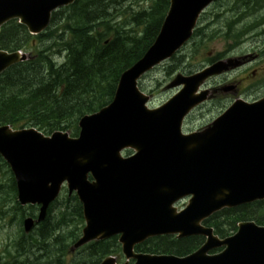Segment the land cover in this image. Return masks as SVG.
<instances>
[{"label":"water","instance_id":"water-1","mask_svg":"<svg viewBox=\"0 0 264 264\" xmlns=\"http://www.w3.org/2000/svg\"><path fill=\"white\" fill-rule=\"evenodd\" d=\"M75 1L0 0V30L19 19L31 34H40L53 11ZM214 1L170 0L154 45L122 74L113 101L80 120L78 138L0 127V155L14 173L19 201L41 204L39 221L64 182L70 193L77 192L86 226L72 252L119 236L124 255L135 264H264V227L241 223L234 236L221 240L201 225L223 208L264 199V99L236 102L201 133L181 132L184 117L206 99L205 94L196 95L201 84L239 62H219L190 77L178 75L169 88L184 89L158 110L147 108L149 98L138 88L143 75L192 37L200 14ZM26 59L0 50V75ZM126 149L136 154L124 159L121 152ZM187 196H192L190 205L178 213L174 205ZM33 224L32 219L25 221L26 232ZM162 235L207 240L184 258L135 253L136 245ZM222 247V253L209 255ZM115 262L109 257L101 264Z\"/></svg>","mask_w":264,"mask_h":264},{"label":"trees","instance_id":"trees-1","mask_svg":"<svg viewBox=\"0 0 264 264\" xmlns=\"http://www.w3.org/2000/svg\"><path fill=\"white\" fill-rule=\"evenodd\" d=\"M148 1L146 9L135 10L125 8L128 0H77L74 5L55 13L49 30L37 37L29 35L17 21L4 26L0 49L33 50L37 49V43L52 44L39 50L33 61L19 64L0 77V123L15 129L32 126L46 134L69 131L77 136L80 118L112 101L122 73L141 59L155 41L170 0ZM261 1L236 0L231 9L235 15L225 19V26L214 25L211 32L197 31L191 50H196L195 55L206 52L207 46L219 38L240 43L247 33V27L240 26L243 13L255 12ZM141 2L143 0H135L139 6ZM127 27H131L130 32ZM0 173H7L9 179V191L0 184V198H10V193L16 198L13 176L1 160ZM4 204L6 202L0 200V206ZM54 205L53 213L50 210L47 220L37 228L39 231L26 236L20 229L22 234L12 245L16 254L9 253L12 264H50L54 259V264H66L70 246L80 237L84 224L82 205L75 195L67 194ZM257 205L264 206L263 203ZM16 207L21 208L19 204ZM255 208L249 205L225 209L205 225L214 228L221 238L235 232L241 221L255 220L264 225V216L255 215ZM22 210L25 217V209ZM6 216L11 213L1 208L0 217ZM203 241L201 237L183 240L158 237L136 250L186 256ZM34 248V252L27 253V249ZM120 253L121 246L114 237L83 247L73 256L71 264H99L105 257Z\"/></svg>","mask_w":264,"mask_h":264},{"label":"rangeland","instance_id":"rangeland-1","mask_svg":"<svg viewBox=\"0 0 264 264\" xmlns=\"http://www.w3.org/2000/svg\"><path fill=\"white\" fill-rule=\"evenodd\" d=\"M232 0H220L216 2L214 5H212L201 17L199 21V27L202 26L204 28L205 26H208L210 24H213L217 21L216 17L222 15V18L217 23V25L225 26V19L229 16V10L232 8V5L228 7ZM127 6L125 8L128 9V7H133V9L137 10L139 7H145L147 8L149 5L148 0H143V2L140 3V6L135 3V0H128ZM264 6V5H263ZM133 11V10H131ZM261 14H264V7L260 10ZM260 13L256 14L255 16H258ZM66 17V15H63ZM257 19H246L244 22L240 24V26L247 25L251 26V28H256L254 31L248 33L244 36L243 41L240 43L239 46L234 47L228 42H225L223 39H217L216 41L210 43L207 46L206 52L204 53H197L195 55L194 48L191 50V47H185L178 55L175 56V62L173 61L174 58H172L169 61H166L159 67H157L154 71L146 75L140 82V87L143 91H145L147 94H149L152 98L151 106L156 107L161 104H163L165 101H167L170 97H172L176 90H166V86L174 80L179 74L181 75H187V70H200L202 69L207 63L208 60L215 58L218 54L223 55L224 58L227 57H233V56H242V55H256L259 54L260 51L263 52V43H264V25L259 26V24L262 23V21H256ZM264 21V20H263ZM123 23V22H122ZM131 27H127V31L130 32ZM54 42V41H53ZM51 42L47 43L46 45L51 46ZM40 48L47 47L46 45H43L38 43ZM190 52V53H189ZM56 56V55H55ZM180 59V60H179ZM174 70V71H173ZM258 70V74L256 76H253V71ZM244 79V81H247L244 83V85H241L244 87V90H242V96L241 98L247 101H254L262 96H264V58L257 60L254 64L248 66L245 69H242L241 71H237L229 76L218 78L217 80L213 81L212 83L217 82L218 84H226L229 82V80L233 79ZM228 103L226 102H216L211 103L208 106L204 107L200 111L196 112L194 116L189 120H187L186 128H194L195 126L205 124L206 122L211 121L213 116L218 113L220 110H222ZM212 118V119H211ZM211 119V120H210ZM7 170V169H5ZM8 175L7 173L2 174L0 173V184L3 186L5 185V190L9 191L7 189V183H8ZM0 200L9 201V203H6L5 207L3 205L0 206V209L3 208L4 211H8L13 215L6 216L1 218L0 217V258L2 259V262L0 264H10L11 261L9 259L8 254L6 253V246L7 243L10 242V240L18 241L19 240V233L17 231L18 228H20V223L22 220V214L24 213L23 210H17V197L15 198L12 193H10V198H0ZM187 204V200L180 203L178 205L179 209L183 208ZM54 206L51 207L52 213L54 210ZM256 207L254 210V214L257 216H264V206H254ZM16 210L18 213H16ZM25 212L27 215H38V211L36 209H31L30 207H26ZM42 224L39 225V227ZM38 227V228H39ZM39 231V229H36ZM67 232H69V229H66ZM24 233V232H23ZM233 232L230 233L233 234ZM13 242V241H12ZM71 244V242H68ZM34 250L27 249V253H32ZM16 254V252H15ZM75 255V254H74ZM74 255H70L66 257V263H70L71 259ZM78 257V255H76ZM45 261V260H44ZM22 262V261H19ZM54 261H51L50 264H54Z\"/></svg>","mask_w":264,"mask_h":264},{"label":"flooded vegetation","instance_id":"flooded-vegetation-1","mask_svg":"<svg viewBox=\"0 0 264 264\" xmlns=\"http://www.w3.org/2000/svg\"><path fill=\"white\" fill-rule=\"evenodd\" d=\"M250 60H251V59H248L246 62L248 63ZM245 66H246V65H245ZM253 74H256V71H253ZM240 83H241V82H240ZM211 89H214V87L211 88ZM216 97H217L216 99L221 98V97H222V94H217Z\"/></svg>","mask_w":264,"mask_h":264}]
</instances>
